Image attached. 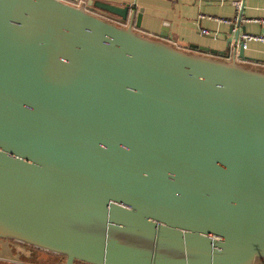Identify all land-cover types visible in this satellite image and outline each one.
<instances>
[{"label": "water", "instance_id": "obj_1", "mask_svg": "<svg viewBox=\"0 0 264 264\" xmlns=\"http://www.w3.org/2000/svg\"><path fill=\"white\" fill-rule=\"evenodd\" d=\"M79 1L0 0V244L264 264V70L142 35L136 1Z\"/></svg>", "mask_w": 264, "mask_h": 264}, {"label": "crops", "instance_id": "obj_2", "mask_svg": "<svg viewBox=\"0 0 264 264\" xmlns=\"http://www.w3.org/2000/svg\"><path fill=\"white\" fill-rule=\"evenodd\" d=\"M88 0H80L85 5ZM106 3L123 6L137 2V14L134 18V28L144 36L167 41L179 49L202 54L226 61L236 60L253 69L264 70V40L255 38L264 36V0H240L243 2V17L239 40L236 39V29L230 31L236 22V13L240 9L235 0H100ZM92 11L103 14L99 10ZM207 29L208 34L203 33ZM245 35L254 36L243 43ZM231 38V42L229 40ZM237 41V42H236ZM197 45L213 50H223L225 55L216 56L207 52H199L191 46ZM248 56L249 59H245ZM236 56V57H235ZM4 242V243H3ZM0 246L7 248L15 245L13 240L3 241ZM18 243V242H17Z\"/></svg>", "mask_w": 264, "mask_h": 264}, {"label": "rangeland", "instance_id": "obj_3", "mask_svg": "<svg viewBox=\"0 0 264 264\" xmlns=\"http://www.w3.org/2000/svg\"><path fill=\"white\" fill-rule=\"evenodd\" d=\"M4 249L0 246V264H64V257L40 250L27 244L14 242Z\"/></svg>", "mask_w": 264, "mask_h": 264}, {"label": "built area", "instance_id": "obj_4", "mask_svg": "<svg viewBox=\"0 0 264 264\" xmlns=\"http://www.w3.org/2000/svg\"><path fill=\"white\" fill-rule=\"evenodd\" d=\"M234 4L240 9V7H241V9L236 13V21L237 20H239V15H240V13H241V10H242V8H243V4H242V1H240V0H235L234 1ZM203 33H205V34H208L209 33V31L207 30V29H204L203 30ZM255 36V35H254ZM254 36H251V35H245L244 37H243V43L244 44H246V42L248 41V40H251V39H253L254 38ZM255 38H259V39H262V40H264V36H256Z\"/></svg>", "mask_w": 264, "mask_h": 264}]
</instances>
